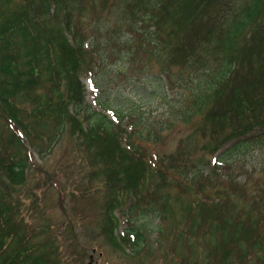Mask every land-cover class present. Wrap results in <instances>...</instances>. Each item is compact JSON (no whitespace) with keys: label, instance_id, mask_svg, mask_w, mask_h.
<instances>
[{"label":"rangeland","instance_id":"obj_1","mask_svg":"<svg viewBox=\"0 0 264 264\" xmlns=\"http://www.w3.org/2000/svg\"><path fill=\"white\" fill-rule=\"evenodd\" d=\"M23 1L14 0L11 7ZM93 3L88 7L83 5L82 10L78 0H72L69 5L73 20L81 19L84 23L83 32L90 36L89 42H96L91 45L95 54L93 74L81 78L86 84L87 100L96 109H105L111 114L114 111L120 115L121 110L136 114L132 120L124 121L128 125L127 133L138 121L137 116H143L145 132L154 125L162 129L163 137L159 142L146 140L143 143L147 156L145 164L154 177L148 188L140 191L136 185L137 175L133 182L130 180H133L134 171L142 173L145 170L142 162L134 161L132 172L126 176L123 171H128L127 164L122 166L115 160L114 165L107 160L97 163L95 151L89 153L69 126L57 143L51 145L49 135L55 123L53 117H47L46 129L38 127L40 117L33 110L35 105L30 97L23 91L13 93L21 98L18 99L17 117L30 129L27 144L31 164L26 169L25 181L16 186L10 184L7 174L0 170V195L10 206L13 217L7 225L0 224V246L7 238H12L14 229L19 227L17 236L14 235L0 256V264H5L21 244L30 245L37 255L42 252L55 255L60 264H218L225 250L233 252V244L223 238L237 215L242 220L259 219V232L255 235H259L257 240L264 241V137L257 136L264 130L260 128L264 121V14L250 35L259 55L251 57L250 48L241 49L243 56L230 80L234 88L240 87L242 93L252 98L259 114L253 125L258 126L241 138L245 141L241 145L236 146L241 139H232L216 152L213 122L201 116L190 117L195 105L192 98L197 78H190L187 73L180 76L182 68L179 65L169 63L166 56L156 55L160 47H156L158 40L153 26H141L140 21H133L132 26L139 32L137 35L127 27L131 16L122 6L101 7L99 0ZM61 13L60 22L63 23L66 12L62 9ZM48 20L51 25L58 24L52 14ZM117 23L119 29L109 35L107 29L116 27ZM11 54V50L2 53L3 57ZM23 60L25 57L20 61L21 66H25ZM3 77L0 75V82ZM39 91L44 93L45 90ZM1 103L0 154L11 129H23H18L16 122L6 117ZM10 107L8 105L7 109ZM247 122L239 123L231 117L230 125L222 123L218 132L221 137L233 134L238 123L242 126ZM39 149L44 150L43 156ZM215 165L219 169H215ZM112 167L120 170L118 178L106 174ZM196 171L203 172L204 177L193 178L198 182L188 181ZM210 176L221 185L218 190L210 186ZM163 180L170 186L160 185ZM190 184L193 187L191 195L181 193L180 186ZM125 186L129 194H123ZM164 186L167 187L162 188ZM156 188L167 193L169 199V213L161 219L153 214L147 217L142 214L147 207L154 211L158 204L150 206L149 201L139 200L142 195L139 191L153 192ZM127 196L134 210L126 206L124 210L112 211L111 200ZM192 196L202 198L200 208L194 207ZM201 209L206 224L196 231L189 230L191 219L196 218ZM114 215L120 216L118 227ZM131 220L149 229L147 243H158L155 252L147 248L139 255L134 253L131 244L125 243L122 236L133 225ZM215 222L218 225L213 232L211 227ZM185 235L190 236V242ZM246 235L254 237L250 230ZM242 245L250 264H261L257 254L260 249L264 251V244L252 248L246 239ZM95 248V260L90 263ZM233 259L232 264L249 263L238 260V253Z\"/></svg>","mask_w":264,"mask_h":264},{"label":"trees","instance_id":"obj_2","mask_svg":"<svg viewBox=\"0 0 264 264\" xmlns=\"http://www.w3.org/2000/svg\"><path fill=\"white\" fill-rule=\"evenodd\" d=\"M39 1L41 2L38 6ZM78 1L81 10L83 5L88 7L95 4L93 3L95 0ZM13 2L14 0H0V46H2L0 75L4 76L0 82V101L6 117L16 122L18 129L23 128V131L11 129L2 144L0 170L7 174L9 183L14 186L23 183L26 169L31 164L27 144L30 129L16 114L19 111L18 99L21 98H17L14 94L23 91L35 105L33 110H36L40 117L38 127L46 129L49 125L47 117H53L55 123L49 135L52 139L51 145L57 143L58 138L69 126L70 131L81 138L89 153L95 151L97 163L101 160L112 163L115 160L122 166L127 164L128 171H123L126 176L128 172H132L131 166L134 161L137 164L142 162L146 167L145 170L142 173L134 171L133 180L130 182H133L137 175L136 185L141 189L140 191L146 190L154 174L145 164L147 156L143 143L146 140L152 143L159 142L163 137L162 129L159 130L154 125V128L145 132L142 129L143 116H137L138 121L127 133L128 125L124 121L132 120L136 114H129L124 110H121L120 115L114 114V111L110 114L105 109H96L88 102L86 84L81 78L82 75L93 74L92 63L95 54L91 45H95L96 42H89L90 36L84 34V23L81 19L73 20L72 9L69 8L72 0H24L23 3H18L12 8ZM99 4L101 7L122 6L125 13L131 16L127 27L137 35L139 32L132 26L133 21H140L141 26H153L152 31L158 40L156 47H160L155 51L156 55L166 56L169 63L175 62L179 65L182 68L179 71L180 76L187 73L190 78H197L192 98L195 105L190 117L201 116L213 122L217 142L216 152L230 140L244 138L255 131L258 125L253 124L259 116L256 112L258 109L252 98L242 93L240 87L234 88L230 80L243 56L240 53L241 49L250 48L251 57L259 55L257 53L259 51L252 46L254 43L250 35L257 29L264 14V0H99ZM62 9L66 12L63 23L60 22ZM34 11L36 13H33ZM51 14L57 18L58 24L49 23L48 17ZM35 16L37 20H34ZM115 25L116 27L107 29L109 35L119 29L118 23ZM170 40L172 42L168 44ZM7 50H11L12 54L3 57L2 53ZM23 57H25L23 60L25 66L20 65ZM39 90L45 91L43 93ZM224 99H226L225 103H223ZM8 105L11 106L9 110ZM229 106L231 108L227 109ZM231 117L239 123L242 120L249 122L242 126L238 123L233 134L221 137L218 132L220 125L222 123L230 125ZM260 125V128L264 129V121ZM257 136L264 137V130ZM237 142L236 146L245 141L241 139ZM40 153L42 156L45 154L44 150H40ZM215 169H219V166L215 165ZM106 174L116 178L121 175L120 170L115 167L109 169ZM191 176L188 181L192 182H198L193 181V178L200 180L204 177L203 172L199 174L197 171ZM211 177L210 186L218 190L221 185ZM162 184L170 186L165 180L160 182V185ZM180 187L181 193L191 195L193 189L191 184ZM122 190H126L123 194L130 193L127 186ZM199 190L203 192V188ZM140 191L142 195L139 200L149 201L150 206L158 204L155 209L157 211L149 210L150 207H147V211L142 213L145 217L148 214H153L156 218L159 216V219L167 217L169 213L167 193L160 191V188H156L153 192ZM192 198L194 207L200 208L202 205L199 200L202 198L193 196ZM111 201L112 211L116 208L124 210L126 206L133 211L135 207L128 196L122 199L115 197ZM113 217L118 227L120 216ZM12 219L10 206L0 195V224L7 225ZM233 219L231 229L225 232L223 238L225 242L233 244V252L230 249L229 252L225 250L218 264H232L233 256L237 253L238 260L248 263L246 248L242 245L246 239L252 248L263 247L264 241L257 240L259 235H255L256 231L259 232L258 225L259 222L261 223L259 219L242 220L239 215ZM131 221L134 222L133 225L122 236L125 243L131 244L134 253L139 255L147 248L149 252H155L158 243H147L149 229L134 220ZM205 224L201 209L197 217L191 219L188 229L196 231L195 229ZM217 225V222L212 224L213 232L217 230ZM18 229L19 227L14 229L13 237L17 236ZM160 230L161 228L158 232H161ZM249 230L254 237L250 238L246 235ZM13 237L7 238L5 244L0 246V256L7 250ZM185 239L190 242V236L185 235ZM34 251L30 245L21 244L8 257L5 264H60L55 255L47 252L37 255ZM257 259L264 264V251L261 249Z\"/></svg>","mask_w":264,"mask_h":264}]
</instances>
